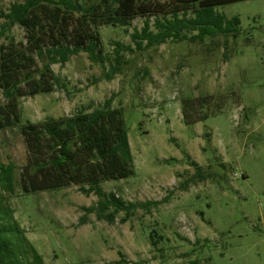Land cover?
I'll use <instances>...</instances> for the list:
<instances>
[{"label":"rangeland","instance_id":"374dc122","mask_svg":"<svg viewBox=\"0 0 264 264\" xmlns=\"http://www.w3.org/2000/svg\"><path fill=\"white\" fill-rule=\"evenodd\" d=\"M19 2L0 0V32L1 13ZM216 10L241 19L236 38L123 52L119 73L108 80L117 44L134 47L130 34L146 18L133 20L129 32L102 26V63L81 52L64 67L52 65L67 90L21 98V126L91 113L113 99L112 108L123 110L128 127L134 174L102 188L127 204L160 202L133 210L126 222V212H120L110 224L85 212L99 199L78 186L23 195L25 140L18 126L0 132V167H17L15 192L0 189V208L12 211L46 264H264V0ZM8 33L26 43L19 25ZM6 43L2 38L0 49ZM203 95L222 96V112L186 125L184 100ZM6 103L0 88V106ZM187 155L207 180L195 177Z\"/></svg>","mask_w":264,"mask_h":264},{"label":"trees","instance_id":"16d2710c","mask_svg":"<svg viewBox=\"0 0 264 264\" xmlns=\"http://www.w3.org/2000/svg\"><path fill=\"white\" fill-rule=\"evenodd\" d=\"M20 1L8 13H1L5 23L0 40L4 38L7 43L0 49V88L7 103L0 106V132L18 126L25 140L28 161L19 182L22 194L78 186L83 195L93 194L99 199L95 207H85V212L96 213L99 220L110 224L120 212H126L122 220L126 222L133 210L160 204H127L102 188L104 182L125 180L134 174L128 127L123 110L112 108L113 99L91 113L80 110L73 118H50L24 126H21L19 102L23 97L52 93L57 88L68 89L67 83L52 70L54 64L64 67L81 52H86L92 62L102 63L98 51L102 26L125 28L129 32L133 20L146 18L143 28L130 34L134 47L117 44L115 65L107 75L112 80L119 73L123 52H144L167 43L206 45L218 37L236 38L241 19H229L216 9L248 0ZM15 25L25 30L26 43H17L8 33ZM225 43L228 49V41ZM224 102L222 96L212 95L185 99V124L193 126L221 113ZM212 103L216 106L211 107ZM187 159L195 168L197 179L202 182L209 178L190 155ZM16 169L13 163L1 165V190L15 192ZM11 213L0 208V264H46L35 246L28 243L25 231L12 220ZM81 222L85 224L86 217ZM152 234L153 239L155 231ZM27 251L32 258L28 263L24 259Z\"/></svg>","mask_w":264,"mask_h":264}]
</instances>
